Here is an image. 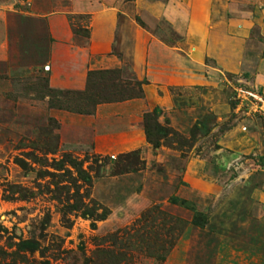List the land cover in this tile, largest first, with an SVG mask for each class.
<instances>
[{
	"label": "rangeland",
	"instance_id": "rangeland-1",
	"mask_svg": "<svg viewBox=\"0 0 264 264\" xmlns=\"http://www.w3.org/2000/svg\"><path fill=\"white\" fill-rule=\"evenodd\" d=\"M49 1L0 0V264H264V97H243L264 96V0H149L178 31L138 0H55L48 18ZM74 3L133 7L107 54ZM129 79L143 96L86 100Z\"/></svg>",
	"mask_w": 264,
	"mask_h": 264
},
{
	"label": "crops",
	"instance_id": "crops-1",
	"mask_svg": "<svg viewBox=\"0 0 264 264\" xmlns=\"http://www.w3.org/2000/svg\"><path fill=\"white\" fill-rule=\"evenodd\" d=\"M54 2L55 0H50L48 2L49 5L44 4L42 6V11L44 12V14L48 15V18H50V15H49L50 13H54V11H52L54 10L53 6L57 5L59 7L58 3L55 4ZM87 5L89 7L92 6L91 4H87ZM87 5L85 3H74L73 4V7L75 9L74 12H77V13L92 11V10L95 11V14H93V21L91 23V35L89 36V38H87L88 39L87 43H89L87 50L88 51L90 50L91 52L92 51L95 52V56L98 54H102V53L103 55L107 54V52L111 50L113 33L116 27L117 14L119 13V11H121L122 13L131 14L130 12L132 11L133 7H131L128 3H126V4H121L117 8L113 7L112 10L102 12L100 9H96V7L94 6L92 10H89V8H87ZM136 7H137V12L139 16L141 14V16L147 20V17H151V16L154 17V16L159 15L161 19L167 21L169 26H171V28L176 31L181 30L182 27H185L188 23L185 20L183 15L175 13L174 10L164 11L165 9L163 10L162 9L163 6H161V4L158 2H153L149 0H138V4L136 5ZM190 27L191 29L194 28V26H192L191 23H190ZM87 50L85 49L86 54H87ZM116 63H117V60H115L113 57L109 55H105L104 59L101 62V65H103L104 67H113L116 65ZM189 67L190 66L188 65L185 66L186 69H184V73L181 75L180 79H176L177 82L174 81L175 84H178V85L186 84L187 85L188 83H191V81L194 80L193 73L190 71L192 70V67H190V69ZM164 103H166V105H168V103L176 104L175 96L172 94H169L167 96V99L164 101ZM139 136H140L139 137L140 142L137 145H141V147L145 149V146L143 145L144 142H143L142 136L141 135ZM170 198H174L178 201L186 199L189 205L188 207L190 209L186 207H181L180 205L174 204L171 202L170 204H172V206L175 208L186 210L188 214L190 215L189 216L190 221L193 218V215L196 213V216L198 217L197 218L198 221L203 223V226H204L203 211L196 208L195 204L192 202L191 199H189L188 197L177 196L175 194L170 195L169 200Z\"/></svg>",
	"mask_w": 264,
	"mask_h": 264
},
{
	"label": "trees",
	"instance_id": "trees-1",
	"mask_svg": "<svg viewBox=\"0 0 264 264\" xmlns=\"http://www.w3.org/2000/svg\"><path fill=\"white\" fill-rule=\"evenodd\" d=\"M127 1H130V0H127ZM138 21L142 24V21H140L138 19ZM83 32V33H81ZM75 33H79V34H82L83 36H87L88 35V30L87 29H84V30H77L75 31ZM264 53V52H263ZM116 71L114 70H101V71H90L89 72V76L91 75V77L94 75V74H103V73H106V74H113L115 73ZM90 79V78H89ZM146 82L144 80H140V79H129V80H124L122 81V84L120 85V88L119 89H115V90H110V91H107V92H103V93H95V92H92L91 94L88 95V97L86 98L87 101H90V103H93V104H98V103H101V102H113V101H123V100H129V99H135L136 97H141L143 96V88L142 86L145 84ZM94 97H97V100H93ZM160 108L156 107L154 110H152L151 112V115L153 116H157L158 113H160ZM78 111H81V110H78ZM83 112L87 113V112H90V110H84ZM161 128L159 127V130ZM145 133L147 134L148 136V127L145 128ZM153 144V147L156 148L158 147V143L157 142H152ZM139 153V150H136L134 151L132 154L136 155ZM131 171V169L129 168H126V169H119L117 171V173L119 174H122V173H125V172H129ZM171 203H174V204H178L180 205L181 207H186L188 209H190L188 206V202L186 199L184 200H181V201H178L174 198H170L169 200ZM200 216V214H199ZM198 217L196 216V213L193 215V218L191 219L190 223L192 225H195L197 227H200L202 228L203 227V223L199 222ZM92 226L94 227V224H92ZM21 247L23 248H33L34 247V244L32 242H29V241H24L22 242L21 244Z\"/></svg>",
	"mask_w": 264,
	"mask_h": 264
},
{
	"label": "built area",
	"instance_id": "built-area-1",
	"mask_svg": "<svg viewBox=\"0 0 264 264\" xmlns=\"http://www.w3.org/2000/svg\"><path fill=\"white\" fill-rule=\"evenodd\" d=\"M246 96H248V98L253 97L255 100L259 99L263 103V97L264 96L260 95L259 93H255L253 95L251 93H249V94L244 93L243 97H246ZM261 105H263V104H261Z\"/></svg>",
	"mask_w": 264,
	"mask_h": 264
}]
</instances>
